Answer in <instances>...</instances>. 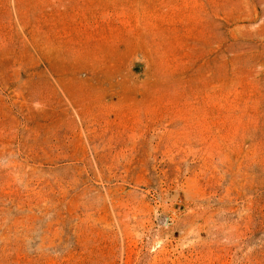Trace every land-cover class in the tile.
Instances as JSON below:
<instances>
[{
    "label": "rangeland",
    "instance_id": "1",
    "mask_svg": "<svg viewBox=\"0 0 264 264\" xmlns=\"http://www.w3.org/2000/svg\"><path fill=\"white\" fill-rule=\"evenodd\" d=\"M0 264H264V0H0Z\"/></svg>",
    "mask_w": 264,
    "mask_h": 264
}]
</instances>
